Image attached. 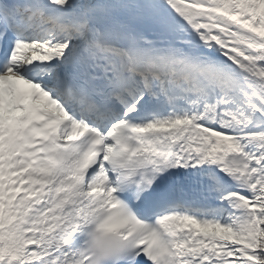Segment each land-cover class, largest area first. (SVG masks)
Masks as SVG:
<instances>
[{
    "label": "snow or ice",
    "instance_id": "1",
    "mask_svg": "<svg viewBox=\"0 0 264 264\" xmlns=\"http://www.w3.org/2000/svg\"><path fill=\"white\" fill-rule=\"evenodd\" d=\"M0 264H264V0H0Z\"/></svg>",
    "mask_w": 264,
    "mask_h": 264
}]
</instances>
